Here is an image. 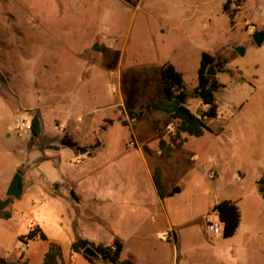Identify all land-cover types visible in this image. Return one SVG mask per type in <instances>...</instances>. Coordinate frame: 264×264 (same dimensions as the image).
Returning a JSON list of instances; mask_svg holds the SVG:
<instances>
[{"label":"rangeland","instance_id":"374dc122","mask_svg":"<svg viewBox=\"0 0 264 264\" xmlns=\"http://www.w3.org/2000/svg\"><path fill=\"white\" fill-rule=\"evenodd\" d=\"M227 1L212 0L211 13L196 16L192 8L181 6L176 10L177 4L193 6L194 0H141L137 8L123 0H0V199L8 198L7 186L18 171L23 172V194L10 208L12 218H0V264H18L21 259L18 242L33 226H39L49 241L61 247L70 243L63 220L53 214L49 205L34 200L30 189L42 186L43 178L38 172L44 169V149L59 144L58 135L73 141L82 131L79 123L88 119L86 114L73 117L68 113L83 106V110H99L101 102L107 106L118 97L119 90L113 84L119 68L94 62L106 48H114L119 54L120 45L127 37L131 42H139L133 48L151 49L150 56L157 59L173 60L172 48L185 50L191 59L205 49L237 57L240 70L249 77V82L242 86L243 91L233 95L243 100L244 107L234 119L228 113L232 109H226L227 115L222 118L234 120L228 126L230 137L213 138L200 154L198 207H208L213 199L220 197L240 198L244 226L233 243L241 247L249 237L255 238L251 250L240 252L233 264H244L247 257L256 264H264V214L261 213L264 198L258 185L264 179V43L261 47L250 46L252 34L264 31V0H244L233 26L221 11ZM161 23L172 28L164 43L157 30ZM96 44L99 51L93 50ZM241 44L248 46L243 57L234 48ZM129 55L128 51L126 57ZM97 71L102 98L97 97L86 105L93 92L83 85ZM241 71L235 70L234 78L242 83ZM188 72L189 79L194 72L190 68ZM124 83L127 92L137 99L141 91L138 78L128 74ZM223 100L219 96L220 104ZM233 104L235 109L240 105ZM105 112L101 109L97 119ZM121 113L125 114L123 106L115 108L114 114ZM114 114L108 116L115 117ZM34 118L42 126L38 137L33 133L23 134L19 128V121ZM99 122L106 148L86 159L91 165L116 155L130 137L125 121L108 125L103 120ZM143 138L153 144L156 135L151 125L145 128ZM214 167L220 175L215 181L207 176ZM237 172L245 173L240 181L236 179ZM85 203L83 199L73 205L72 210L79 217L73 220L71 230L91 235L97 232L96 225L77 210ZM189 244L205 246L199 237L189 239ZM47 248L48 244L40 238L30 241V249L22 260L31 255L32 262L37 263Z\"/></svg>","mask_w":264,"mask_h":264},{"label":"crops","instance_id":"0c3cea01","mask_svg":"<svg viewBox=\"0 0 264 264\" xmlns=\"http://www.w3.org/2000/svg\"><path fill=\"white\" fill-rule=\"evenodd\" d=\"M132 1L136 8L140 6L141 0ZM194 1L193 6L177 4L176 10L181 9V6L192 8L191 12L196 16L205 15V13L207 15L213 10L212 0ZM136 2H138L137 5ZM221 11L225 13L224 10ZM209 23L212 25L211 19ZM157 30L164 43L170 36L172 28L161 23ZM131 40L130 37L126 38L120 45L119 54L114 48H106L94 62L99 65L101 63L103 67L114 64L119 68L120 72L115 71L119 75L115 76L113 84V87L119 90L116 94L118 97L111 99L107 106H103L101 102L98 106L99 110L91 111L90 108L83 110L85 107L83 106L79 108V111L82 109L80 112L77 110V113H68L73 117L79 116L78 114L88 115V119L79 123L82 131L73 138L76 147L71 148L59 143L44 149V169L38 172L43 178L42 186H34L30 189V194L33 195L34 200L42 201L41 205H49V209L63 220L62 225L68 229L70 243L62 247L66 264H91L84 258L83 253H75L72 250V243L79 238L93 245H111L120 241L123 246L120 260H129L134 264H233L238 261L240 252L251 250L255 238L254 235L249 237L241 247L233 243V239L240 234L244 226L245 215L241 208V199L231 196L220 197L217 200L213 199L207 205L208 207L199 208L197 173L201 164L200 154L205 151L213 138L224 135L230 137L227 135L230 132L228 126L234 120L227 121L222 117L227 115V108L232 109L228 112L231 115L230 119L239 115L244 102L236 98L233 93L243 91L242 86L248 84L249 77H245L240 70L237 57H232L228 53H213L205 49L191 59L185 50L172 48L171 50L175 53L173 60L157 59L155 55L150 56L151 49L133 48L139 42L135 43ZM239 46H245L247 52L248 46L245 44ZM128 51L131 55L126 57ZM203 52L223 58L227 62V68L241 71L244 81L241 83L228 74L217 73L218 81L223 87L216 94L219 116L207 121L211 132L207 131L201 137L184 134L183 145L180 148H173L169 156L163 155L159 149V134L163 132L167 138L172 127H175L176 121L158 110L152 108L150 112L147 110L148 104L163 99L165 95L160 73L161 66L167 62L172 63L183 75L187 90L194 92L198 86V70ZM189 68L194 75L188 79ZM98 72L92 73L83 85L87 91L93 92L86 105L97 97L102 98L103 92L98 83L101 77L97 76ZM128 74L138 78L141 91L137 99L127 92L124 78ZM219 96H223V104H220ZM234 102L240 103L236 109ZM201 103V99L193 96L188 98L186 105L195 112ZM118 106H123L125 114H114ZM101 109L107 112L97 119L96 114ZM109 114H114L115 117H109ZM109 119L114 123L125 121L130 128V137L116 155H111L94 165L88 164L86 159L95 157L97 152L106 148L105 140H102L99 133L102 127L99 121L103 120L108 125ZM149 124L156 135L153 144L143 138L145 128L150 127ZM58 136L60 140L64 139L63 135ZM131 140L138 143L136 148L128 147V141ZM97 143L100 144L96 147ZM107 145L109 149L110 146ZM145 147H148L150 153L144 150ZM77 148H87L92 155L83 157ZM207 152H209L208 149ZM73 161H76L75 164ZM156 170L160 172L161 181L167 193L166 197L159 195L154 181ZM238 175L242 180L245 173L237 172L236 179ZM207 176L215 181L220 175L214 167L208 170ZM175 189L179 191L170 195ZM71 190L75 192L77 200L70 195ZM83 199L86 200L84 207L77 210L84 213L96 225L97 232L91 235L71 230L73 220L76 221L79 217L72 210L73 205L80 204ZM224 200L236 201L241 211L240 225L231 238H225L223 234L214 236L206 230L207 221L211 217V209L215 204ZM261 213L264 214L263 209ZM164 233H169L171 238L163 240L160 235ZM194 237L201 238L205 246L190 245L189 239ZM230 239L232 241L226 242ZM225 247H227V255L224 254ZM47 250L48 248L43 252L42 257L36 260L37 263L32 262L31 255L27 260H30L31 264H42ZM244 262V264H256L248 257Z\"/></svg>","mask_w":264,"mask_h":264},{"label":"trees","instance_id":"16d2710c","mask_svg":"<svg viewBox=\"0 0 264 264\" xmlns=\"http://www.w3.org/2000/svg\"><path fill=\"white\" fill-rule=\"evenodd\" d=\"M129 4H133L132 0H123ZM244 0H228L224 5V12L228 14L230 24H235V17L238 11L241 10ZM233 5L237 6L233 8ZM210 65H215L218 73H225L231 77L235 76V71L227 68V62L224 59L215 57L208 52H203L200 60V67L198 70V86L194 92H189L185 86L183 75L170 62L164 63L161 66L160 73L164 84L165 95L164 98L148 104L152 109L158 110L166 116L171 117L176 121L175 127L169 132L168 137L164 136L163 132L159 134V149L163 155L169 156L173 148H180L185 142L184 134L188 136L201 137L211 129L207 125L208 120L215 119L219 116V106L216 100L217 92L223 87L218 81L217 76H208L206 71ZM244 81L243 77H240ZM206 89L205 99L203 100L204 108L201 116H196L194 112L187 106L180 104L176 100V96L180 93H185L189 98L199 97V93ZM142 112V110H141ZM135 114V113H132ZM42 126L40 120L32 121V133L34 137L40 136ZM61 145L71 148L76 147V143L68 138L61 140ZM100 143L96 144V147ZM58 148V147H56ZM144 150L150 153L148 147ZM154 181L157 186L159 195L166 197L167 193L164 190L160 172L155 171ZM179 189H175L170 195L177 193ZM15 203V198L8 197L7 199H0V218L11 219V207ZM236 201L224 200L214 205L211 211L217 213L220 221L223 224V236L231 238L235 235L240 222L241 211L238 208ZM40 238L42 241L48 243V250L46 251L42 264H66L63 258V251L61 245L56 242L49 241L42 229L39 226H33L30 231L23 237L27 241H33ZM92 246L100 255L101 259L96 260L83 254L91 264H119L120 256L123 249L120 241L114 242L111 245L98 244L93 245L90 242L81 238L76 239L72 243V250L75 253L82 254V248ZM18 264H31L28 260L23 261L22 258Z\"/></svg>","mask_w":264,"mask_h":264},{"label":"water","instance_id":"95a60500","mask_svg":"<svg viewBox=\"0 0 264 264\" xmlns=\"http://www.w3.org/2000/svg\"><path fill=\"white\" fill-rule=\"evenodd\" d=\"M252 39L253 41L251 42V44L253 46H258V47H261L264 43V31H255L253 34H252ZM93 50L94 51H99V46L98 44H96L94 47H93ZM235 52L243 57L246 53V49L244 46H237L235 47ZM217 70L215 68V65H210L206 71V74L208 76H214L216 77L218 74H217ZM205 94H206V89H203L200 93H199V98L201 99L202 103L201 105L198 107V109L194 112V114L196 116H201L202 114V110L204 108V105H203V100L205 99ZM188 96L185 94V93H180L179 95L176 96V100L180 103V104H183V105H186L187 104V101H188ZM147 110L150 112L151 111V107L148 106L147 107ZM33 121H37V118L33 119ZM108 123H112L113 121H107ZM77 150L79 151V153L81 155H87V156H91L92 154L90 152H88V149L87 148H77ZM22 174L23 172L22 171H18L12 178L11 182H10V185L7 189V193L6 195L8 197H13L15 199H19L22 194H23V183H22ZM259 186H260V192L263 193V198H264V179H261L259 182H258ZM70 195L77 200L76 198V195H75V192L72 191L70 193ZM82 253L86 256H89L93 259H96V260H100L101 257L99 255V253L92 247V246H87L85 247L83 250H82ZM119 264H134L132 261H120Z\"/></svg>","mask_w":264,"mask_h":264},{"label":"built area","instance_id":"2783aa9c","mask_svg":"<svg viewBox=\"0 0 264 264\" xmlns=\"http://www.w3.org/2000/svg\"><path fill=\"white\" fill-rule=\"evenodd\" d=\"M116 92V91H115ZM19 128L22 131L23 134H31L32 133V121L24 120L22 119L19 121ZM138 146V143L135 140H131L128 143V147L130 148H136ZM237 180H241V176H237ZM223 224L220 221L217 213L214 211H211V217L208 219L206 224V230L209 234L214 236H219L223 234ZM160 237L163 240H169L171 238V235L169 233H164L163 235H160ZM30 249V241H27L26 239H22L18 242V250H19V256L20 258L23 257L24 253H27Z\"/></svg>","mask_w":264,"mask_h":264}]
</instances>
